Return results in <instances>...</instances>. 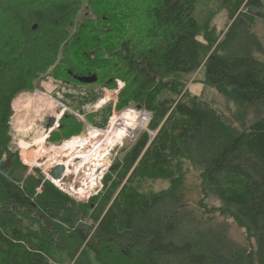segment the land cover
<instances>
[{
	"label": "trees",
	"instance_id": "obj_1",
	"mask_svg": "<svg viewBox=\"0 0 264 264\" xmlns=\"http://www.w3.org/2000/svg\"><path fill=\"white\" fill-rule=\"evenodd\" d=\"M198 1L0 0V264H264V0H220V33ZM202 74L241 127L192 92ZM48 78L80 99L122 82L116 109L152 115L87 202L12 148L13 103Z\"/></svg>",
	"mask_w": 264,
	"mask_h": 264
},
{
	"label": "rangeland",
	"instance_id": "obj_2",
	"mask_svg": "<svg viewBox=\"0 0 264 264\" xmlns=\"http://www.w3.org/2000/svg\"><path fill=\"white\" fill-rule=\"evenodd\" d=\"M195 17L201 24L212 18L213 25L217 28L219 33L226 30L230 22L229 14L220 0H199L195 10ZM257 30L259 31L260 35H263L264 29L261 28V25L258 26ZM222 38L223 36L220 38V40ZM180 75L181 77L185 76L183 74ZM202 78L203 80L201 81L200 79ZM194 79L195 78L193 77L191 80L194 81ZM122 87V82H119L118 88L116 90H110L107 87H101L99 85L96 89V97L94 96L92 98H89L87 96H84L82 99H75L71 96L78 94L79 91L82 92L81 95H86V93L90 92V90L86 88H79L76 90L74 87H70L66 84L63 85L60 82H56L52 78H48L45 81L40 82L33 93L21 94L16 98V101L13 104L15 112L14 126L12 130L13 150L20 151L23 162L27 164L31 170L34 168H39L42 170L44 175H47L50 171H52L53 168L56 167L57 164H64L66 162L64 159L68 158L66 155H64L61 161L65 162L55 163V165L50 166V155L52 153V147L58 149L72 139L89 135L90 132L93 131V129L89 128L88 125L89 123H94V121L98 126L102 127L100 129L107 130L110 127L111 121L114 116H121L125 111L132 108L131 110L134 111L135 114H137L135 125L136 127L134 125V127H129L128 133L124 140L114 145L107 153L105 160L102 161L103 164L101 163L97 166L96 171L93 172L96 181L95 186H93L88 193L81 195L79 189L83 185L82 179L84 173L81 172L80 174H76L71 172L72 170L69 171L70 173H68L67 178L62 183L63 189H65L66 191L68 189L72 190L71 195L76 200L87 202L91 196L97 194L102 189L103 177L109 171L108 170L107 172H104L103 169L106 167H109L110 169L113 160L116 158V156L119 155V151L127 143H130L129 133H131V130H137L136 132L144 131L141 125L142 123L140 111H138L135 107L131 106L127 110L124 109L122 111L116 109L117 103L115 102L118 101L117 95L119 89H121ZM191 89L195 95L201 96L203 101L211 104L214 108L219 110L235 126L241 127L240 125L243 119L235 121L236 118L241 115V112L239 111L240 108H238L233 102H230L223 98L215 88L208 86L205 83L204 74L200 76L196 84H193L191 86ZM107 96L112 99H109L108 102L99 107L98 104L107 99ZM79 100H81L80 106ZM61 104L66 108L69 107L70 109L68 108L69 110L66 111L65 108L61 107ZM93 110H96V113L94 112V114H96V117H93L94 120L90 118L91 115H87ZM115 110L116 113H114ZM65 112L69 113V115L65 116L66 119L63 121L64 124L71 123L73 124V126H75L74 123H72L75 121H79L83 124V127L80 131L78 129L74 130L75 134H79L76 136H72L70 139H66L67 136L63 132L65 129H62L63 131L58 129L59 120ZM83 114H86V116ZM70 116H74L75 118H70ZM51 118H56L57 122L54 125L50 126L49 120ZM255 118L256 115H252L251 117H249L245 127H249L250 124L255 120ZM146 124L148 123L145 122V125ZM123 125V121L117 122L118 128L123 127ZM52 131H54V133H57V142H51L50 138L54 134L51 133ZM43 137H45V141L41 145L37 140ZM54 141H56V139ZM42 146H44V149L40 150ZM79 162L80 161L75 160V162H73L70 166H76ZM72 186H74V189H72ZM150 186L152 189L161 190L167 188L168 183L165 181H158L151 184Z\"/></svg>",
	"mask_w": 264,
	"mask_h": 264
},
{
	"label": "bare ground",
	"instance_id": "obj_3",
	"mask_svg": "<svg viewBox=\"0 0 264 264\" xmlns=\"http://www.w3.org/2000/svg\"><path fill=\"white\" fill-rule=\"evenodd\" d=\"M108 100L109 97L107 96V99L99 103L98 106L104 105ZM136 115L134 111L127 110L121 116H114L107 130L99 131L98 129H93L89 135L72 139L58 149L52 147L50 166L55 165V163L66 161L64 164L68 168L76 159H80L78 160L80 162L76 166L73 165L71 172L76 174H80L81 172L84 173L82 179L83 185L79 189V192L81 195L88 193L96 184L93 172L96 171L97 166L105 160L109 150L114 145L124 140L129 127H134L136 125ZM118 121H123V127H117ZM37 141L42 145L45 141V137ZM43 149L44 146L40 148V150ZM64 155L68 157V160L64 159L65 161H61ZM69 171L70 170H68V173H70ZM57 184L62 185L61 182H57ZM72 189H74V186H72Z\"/></svg>",
	"mask_w": 264,
	"mask_h": 264
},
{
	"label": "water",
	"instance_id": "obj_4",
	"mask_svg": "<svg viewBox=\"0 0 264 264\" xmlns=\"http://www.w3.org/2000/svg\"><path fill=\"white\" fill-rule=\"evenodd\" d=\"M75 79L80 82V83H83V84H94L97 82L98 78L96 75H92V76H86V77H80V76H75ZM138 109H141V106H138L137 107ZM50 122L51 123H56L57 122V119L55 118H51L50 119ZM80 159H76V161H78ZM71 170L72 169V166H69L67 168L66 165H63V164H58L56 165L55 168L52 169V171H50L48 174H47V179H50L52 181H54L56 184L57 182H63L67 176H68V170ZM64 191H66L65 189H63ZM66 192H68L69 194L72 193V190L71 189H68Z\"/></svg>",
	"mask_w": 264,
	"mask_h": 264
},
{
	"label": "built area",
	"instance_id": "obj_5",
	"mask_svg": "<svg viewBox=\"0 0 264 264\" xmlns=\"http://www.w3.org/2000/svg\"><path fill=\"white\" fill-rule=\"evenodd\" d=\"M140 117H141V125L143 130H148L146 127H148L149 123L152 120V115L147 111V110H143L140 111ZM143 121V122H142ZM145 122H147L148 124L145 125ZM137 130H132L130 133V141L134 142L135 139L137 138L138 134L141 132H136Z\"/></svg>",
	"mask_w": 264,
	"mask_h": 264
},
{
	"label": "crops",
	"instance_id": "obj_6",
	"mask_svg": "<svg viewBox=\"0 0 264 264\" xmlns=\"http://www.w3.org/2000/svg\"><path fill=\"white\" fill-rule=\"evenodd\" d=\"M66 96V95H65ZM72 98L74 97L75 99L77 98V96L76 95H73V96H71ZM79 98V97H78ZM77 98V99H78ZM83 98V97H82ZM81 98V99H82ZM112 99V98H111ZM117 100H118V97H117ZM80 101V103H79V105L81 104V100H79ZM115 103H117V102H115ZM96 110H97V108H96ZM96 110H93L92 112H89L87 115L89 116V115H91V118L93 119V117H96V114H94V112L96 111ZM96 113V112H95ZM114 113H116V110H115V112ZM83 115H86V114H83ZM94 120V119H93ZM85 122V121H84ZM91 125L89 126V128H91V129H98L99 131H102V129H99V128H102L101 126H98L96 123H95V121H94V123H90ZM98 127V128H95V127ZM109 170V167H106V168H104L103 169V171L104 172H107Z\"/></svg>",
	"mask_w": 264,
	"mask_h": 264
},
{
	"label": "flooded vegetation",
	"instance_id": "obj_7",
	"mask_svg": "<svg viewBox=\"0 0 264 264\" xmlns=\"http://www.w3.org/2000/svg\"><path fill=\"white\" fill-rule=\"evenodd\" d=\"M109 99H111V98H109Z\"/></svg>",
	"mask_w": 264,
	"mask_h": 264
}]
</instances>
